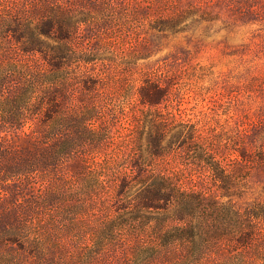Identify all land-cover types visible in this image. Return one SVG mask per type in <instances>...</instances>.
Segmentation results:
<instances>
[{
  "label": "trees",
  "instance_id": "trees-1",
  "mask_svg": "<svg viewBox=\"0 0 264 264\" xmlns=\"http://www.w3.org/2000/svg\"><path fill=\"white\" fill-rule=\"evenodd\" d=\"M44 11L1 24L0 264H264V197L246 196L264 148L217 143L152 72L113 131L94 95L74 99L93 80L69 76L91 61L75 22Z\"/></svg>",
  "mask_w": 264,
  "mask_h": 264
},
{
  "label": "rangeland",
  "instance_id": "rangeland-1",
  "mask_svg": "<svg viewBox=\"0 0 264 264\" xmlns=\"http://www.w3.org/2000/svg\"><path fill=\"white\" fill-rule=\"evenodd\" d=\"M47 5L72 17V47L91 58L82 70L71 65L75 101L94 95L113 131L141 107L138 87L152 72L175 83L164 102L217 143L264 148V0H0V30L16 17L34 27ZM91 77V90L75 85ZM249 186L247 197H264V171Z\"/></svg>",
  "mask_w": 264,
  "mask_h": 264
}]
</instances>
